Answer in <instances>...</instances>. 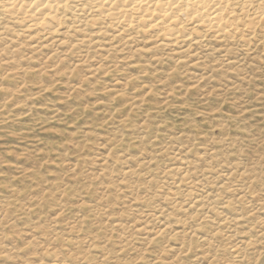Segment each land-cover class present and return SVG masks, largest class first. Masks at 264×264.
Wrapping results in <instances>:
<instances>
[{
  "label": "rangeland",
  "instance_id": "rangeland-1",
  "mask_svg": "<svg viewBox=\"0 0 264 264\" xmlns=\"http://www.w3.org/2000/svg\"><path fill=\"white\" fill-rule=\"evenodd\" d=\"M8 29L0 264H264L261 48Z\"/></svg>",
  "mask_w": 264,
  "mask_h": 264
},
{
  "label": "bare ground",
  "instance_id": "bare-ground-1",
  "mask_svg": "<svg viewBox=\"0 0 264 264\" xmlns=\"http://www.w3.org/2000/svg\"><path fill=\"white\" fill-rule=\"evenodd\" d=\"M9 26L19 30L13 31L15 38L22 34L41 45L91 28L85 36H95L91 42L104 30L112 41L140 37L173 52L196 47L195 52L215 41L243 53L264 51L260 0H0V39Z\"/></svg>",
  "mask_w": 264,
  "mask_h": 264
},
{
  "label": "snow or ice",
  "instance_id": "snow-or-ice-1",
  "mask_svg": "<svg viewBox=\"0 0 264 264\" xmlns=\"http://www.w3.org/2000/svg\"><path fill=\"white\" fill-rule=\"evenodd\" d=\"M261 4H264V0H260Z\"/></svg>",
  "mask_w": 264,
  "mask_h": 264
}]
</instances>
